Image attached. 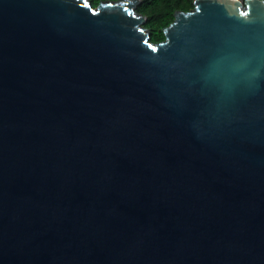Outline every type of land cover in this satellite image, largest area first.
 I'll return each mask as SVG.
<instances>
[{
	"label": "water",
	"instance_id": "obj_1",
	"mask_svg": "<svg viewBox=\"0 0 264 264\" xmlns=\"http://www.w3.org/2000/svg\"><path fill=\"white\" fill-rule=\"evenodd\" d=\"M0 0V264H264V0Z\"/></svg>",
	"mask_w": 264,
	"mask_h": 264
},
{
	"label": "trees",
	"instance_id": "obj_2",
	"mask_svg": "<svg viewBox=\"0 0 264 264\" xmlns=\"http://www.w3.org/2000/svg\"><path fill=\"white\" fill-rule=\"evenodd\" d=\"M94 8L105 0H90ZM194 0H141L137 12L146 17V29L151 33L153 43L165 41V30L174 22L178 12H190Z\"/></svg>",
	"mask_w": 264,
	"mask_h": 264
},
{
	"label": "rangeland",
	"instance_id": "obj_3",
	"mask_svg": "<svg viewBox=\"0 0 264 264\" xmlns=\"http://www.w3.org/2000/svg\"><path fill=\"white\" fill-rule=\"evenodd\" d=\"M195 1V0H194ZM137 8H138V6L136 7V11H137ZM144 27H145V25H146V22L145 23H143L142 24ZM146 28V27H145Z\"/></svg>",
	"mask_w": 264,
	"mask_h": 264
}]
</instances>
